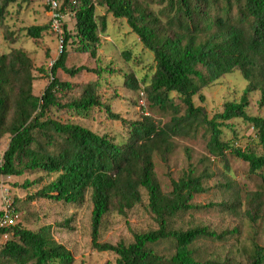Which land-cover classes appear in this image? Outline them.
<instances>
[{
	"label": "trees",
	"instance_id": "16d2710c",
	"mask_svg": "<svg viewBox=\"0 0 264 264\" xmlns=\"http://www.w3.org/2000/svg\"><path fill=\"white\" fill-rule=\"evenodd\" d=\"M17 1L2 0L0 18L9 4L20 7L24 0ZM57 1L61 13L72 14L74 25L71 30L62 25L61 49L41 94L33 85V59L23 48L0 54V140L9 137L0 176L53 175L30 199H42L58 210L52 222L37 229L23 225L37 220L36 211L0 227V237L7 234L0 243V264H73L76 213L84 207L81 231L87 248L111 252L114 264H264V241L260 244L254 235L248 238L243 260L211 253V244L225 231L201 224L195 215L203 207L197 197L217 187L229 190L234 184L225 179L218 185L210 166L211 157L221 160L229 154L247 165L249 177L259 176L262 185L245 192L243 202L237 188L219 202L208 201L206 208L228 210L249 226L258 221L264 231V174H259L264 157L235 146L237 136L226 139L222 129L228 121L242 119L264 146V117L246 111L251 92L257 91L259 105L264 104V0ZM108 15L124 19L152 53L154 68L141 83L148 108L170 115L165 124L148 115L122 118L100 98L97 82H70L82 71L99 72L66 63L70 51L96 57ZM48 27L29 26L26 35L38 42ZM59 71L68 80H60ZM234 71L246 82L240 98L226 100L221 111L209 117L194 97H202L201 90ZM123 84L134 91L139 88L131 74ZM63 110L80 118L104 111L109 119L120 120L122 130L99 133L82 120L52 116ZM198 134L205 141L206 155L191 161L186 149V165L172 178L169 159L176 137ZM156 165L169 178L167 190ZM32 183L25 181L24 186ZM117 227L121 233L115 240L108 238ZM229 232L232 249L240 226Z\"/></svg>",
	"mask_w": 264,
	"mask_h": 264
},
{
	"label": "rangeland",
	"instance_id": "374dc122",
	"mask_svg": "<svg viewBox=\"0 0 264 264\" xmlns=\"http://www.w3.org/2000/svg\"><path fill=\"white\" fill-rule=\"evenodd\" d=\"M1 1L0 6L2 4ZM97 13L101 14L102 10L97 9ZM106 20V31L100 34L96 57L91 58L87 54L70 51V56L66 63L69 66L86 65L90 68L98 69L99 72L82 71L75 78L69 79L71 80L70 82L73 85H81L88 81L97 82L100 98L110 106L114 113L119 114L122 118L135 119L141 118L142 115H148L156 123L165 124L170 120V115L148 108L146 94L141 83V79L145 75L151 74L154 68L152 53L142 46L137 36L129 30L124 19H114L108 15ZM63 24L69 30L73 28L74 18L69 11L62 13L61 25ZM43 25H49V27L43 32L38 42H34L32 38L26 35V28L29 26ZM61 39L62 33L57 34L50 28L46 0H24L20 2V7H17L16 4H9L4 17L0 18V54L19 47L28 53L34 62L35 70L33 73L35 80L33 85L39 94L42 93L50 80L47 71L60 52ZM125 52H128L127 57L124 55ZM129 74L134 76L138 82L139 88L136 91L123 84L125 76ZM58 78L60 80H68V77L60 71L58 72ZM245 85L246 82L242 79L239 72L234 71L221 76L218 80L201 90L202 97H194V102L196 105L203 106L206 114L212 117L214 113L221 111L226 100H238ZM79 90L81 89H77V91ZM259 97L260 95L257 91L249 94L246 111L250 115L264 117V104L259 105ZM52 116L60 119L73 118L82 120L91 129L99 133L107 132L113 134L122 130L120 120L109 119L104 111L95 110L88 117L83 118L66 110L57 112L56 115L52 114ZM222 129L226 139L237 136V141L234 143L235 146L264 157V146L259 142L258 137L254 135V129L250 124L242 119H232ZM8 141V136H4L0 140V160ZM186 149L190 154L191 161H197L201 156L206 155L205 141L201 139L199 134L177 136L175 147L169 159L172 178L178 177L186 165ZM210 164L211 169L215 172L214 182L219 185V183H223L225 179H228L234 184H231L229 190H219L217 187L197 197V202L203 207L195 215L201 224H209L212 229H216L218 232L225 231L215 243L211 244V253H219L221 256L229 255L235 260H243L244 253L248 250V238L251 235H254L256 241L260 244L263 243V227L258 221L253 226H249L241 221L239 215L234 216L228 210H221V208L216 206H214L215 208H206L207 202H219L223 194L227 195L237 188L243 202L246 196L245 192L259 189L262 182L259 176L253 175L249 177L247 165L229 154H226L221 160L211 157ZM156 172L163 190H167L169 178L165 175L164 169L156 165ZM259 174H264V167ZM53 178V175L44 173H24L20 176L9 177L0 176V211L7 200V203L10 204V210H12L14 224L20 220V216L26 215L28 211H36L38 218L31 222H23V225L27 228L37 229L44 223L52 222L56 218L55 213L58 209L42 199H30V196ZM25 181L29 183L33 181L34 183L24 186ZM85 212L86 208L84 207L77 209L76 213L77 221L73 239L77 241V245L73 264H114L115 256L111 252L87 248L85 236L82 235L81 231ZM131 222L135 224L136 220L131 219ZM233 226H240V235L236 246L230 249L231 243H228V241L231 235L229 231ZM119 230L120 227H117L107 237L115 240V235L121 233ZM1 242L3 240L0 237ZM198 243L207 244L204 240H200ZM69 244L71 245V243ZM201 253L206 254V249H201Z\"/></svg>",
	"mask_w": 264,
	"mask_h": 264
},
{
	"label": "built area",
	"instance_id": "2783aa9c",
	"mask_svg": "<svg viewBox=\"0 0 264 264\" xmlns=\"http://www.w3.org/2000/svg\"><path fill=\"white\" fill-rule=\"evenodd\" d=\"M46 4L48 7L49 19H50V28L57 34L62 33V13L60 12V3L57 0H46ZM62 41V39H61ZM61 41H60V49H61ZM6 204L3 207V213L0 216V227H8L14 224V218L12 216V210H10V204L5 201ZM2 240L7 238V234H3L1 236Z\"/></svg>",
	"mask_w": 264,
	"mask_h": 264
}]
</instances>
